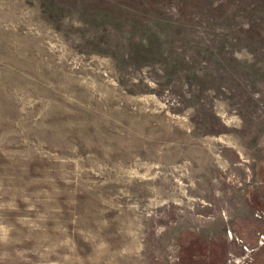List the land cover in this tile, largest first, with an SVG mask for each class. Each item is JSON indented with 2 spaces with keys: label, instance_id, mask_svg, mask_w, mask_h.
I'll return each mask as SVG.
<instances>
[{
  "label": "rangeland",
  "instance_id": "1",
  "mask_svg": "<svg viewBox=\"0 0 264 264\" xmlns=\"http://www.w3.org/2000/svg\"><path fill=\"white\" fill-rule=\"evenodd\" d=\"M0 264H264V0H0Z\"/></svg>",
  "mask_w": 264,
  "mask_h": 264
}]
</instances>
